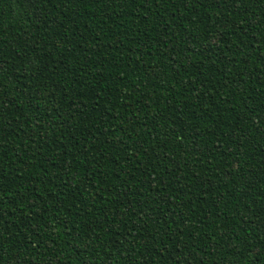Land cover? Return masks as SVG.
<instances>
[{
	"label": "trees",
	"instance_id": "obj_1",
	"mask_svg": "<svg viewBox=\"0 0 264 264\" xmlns=\"http://www.w3.org/2000/svg\"><path fill=\"white\" fill-rule=\"evenodd\" d=\"M0 264H264V0H0Z\"/></svg>",
	"mask_w": 264,
	"mask_h": 264
}]
</instances>
